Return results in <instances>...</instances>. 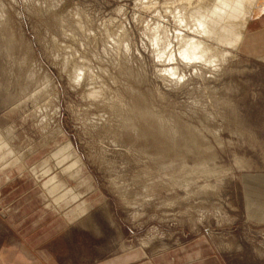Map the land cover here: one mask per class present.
Wrapping results in <instances>:
<instances>
[{
	"label": "rangeland",
	"instance_id": "rangeland-1",
	"mask_svg": "<svg viewBox=\"0 0 264 264\" xmlns=\"http://www.w3.org/2000/svg\"><path fill=\"white\" fill-rule=\"evenodd\" d=\"M187 3L0 0V264H264V58Z\"/></svg>",
	"mask_w": 264,
	"mask_h": 264
},
{
	"label": "bare ground",
	"instance_id": "bare-ground-1",
	"mask_svg": "<svg viewBox=\"0 0 264 264\" xmlns=\"http://www.w3.org/2000/svg\"><path fill=\"white\" fill-rule=\"evenodd\" d=\"M187 2L188 8H191V6H194L195 4L196 6L187 12V16H185V11L184 16L185 18L190 17L196 21L197 33L200 36L198 39L191 38L184 41L180 49V56L187 61L203 60L204 62L208 59L213 61L212 59L216 58V54L213 53V48L209 42L219 38L220 36L218 37V35H220L222 32H232L233 36L231 37L230 35L231 38L227 40L228 45H230L231 48H233L236 52L242 51L244 47V40L246 38L247 32H249L248 27L252 22L255 10L258 7L264 5V0H187ZM204 36H206V38ZM169 46L170 42L168 38H156L157 56L161 59L166 57L167 60L171 61V58H169L166 53V50ZM172 72H174V68L170 69V73ZM9 159L6 160V163L9 161ZM11 159L10 161H12ZM2 164H4V162Z\"/></svg>",
	"mask_w": 264,
	"mask_h": 264
},
{
	"label": "crops",
	"instance_id": "crops-1",
	"mask_svg": "<svg viewBox=\"0 0 264 264\" xmlns=\"http://www.w3.org/2000/svg\"><path fill=\"white\" fill-rule=\"evenodd\" d=\"M248 31L242 53L248 58H264V5L255 10Z\"/></svg>",
	"mask_w": 264,
	"mask_h": 264
}]
</instances>
